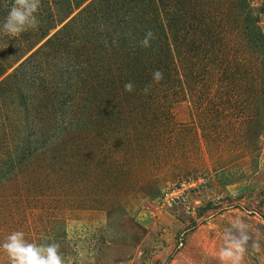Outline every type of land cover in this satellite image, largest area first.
Wrapping results in <instances>:
<instances>
[{"label":"rangeland","instance_id":"obj_1","mask_svg":"<svg viewBox=\"0 0 264 264\" xmlns=\"http://www.w3.org/2000/svg\"><path fill=\"white\" fill-rule=\"evenodd\" d=\"M36 16L0 31V245L264 264V0H40Z\"/></svg>","mask_w":264,"mask_h":264},{"label":"clouds","instance_id":"obj_2","mask_svg":"<svg viewBox=\"0 0 264 264\" xmlns=\"http://www.w3.org/2000/svg\"><path fill=\"white\" fill-rule=\"evenodd\" d=\"M40 7V0H13V4L7 13V16L0 22V31L10 35L17 36L20 33L27 31L29 28L37 27V12ZM154 39L152 31L145 33L144 39L140 42L142 47H150L151 40ZM153 80L159 82L163 79V73L156 70L152 74ZM134 85L128 82L124 85V90L131 93ZM145 94L148 92L146 87ZM239 231L238 238L229 242L226 249L222 250L220 257L227 262L232 259L234 253L240 254L244 252V244L248 239L244 231L245 225L242 222H237L234 225ZM11 257L13 264H63L62 258L58 253L57 246L54 244L48 245L46 248L25 243L23 233L15 232L7 237V242L0 245Z\"/></svg>","mask_w":264,"mask_h":264},{"label":"built area","instance_id":"obj_3","mask_svg":"<svg viewBox=\"0 0 264 264\" xmlns=\"http://www.w3.org/2000/svg\"><path fill=\"white\" fill-rule=\"evenodd\" d=\"M195 184H196L195 181H189L188 186L189 187L190 186H194ZM171 194H180V193L179 192H176V191H173V192H171ZM180 196H181V194H180ZM177 197H179V195Z\"/></svg>","mask_w":264,"mask_h":264},{"label":"trees","instance_id":"obj_4","mask_svg":"<svg viewBox=\"0 0 264 264\" xmlns=\"http://www.w3.org/2000/svg\"><path fill=\"white\" fill-rule=\"evenodd\" d=\"M179 33H180V32H179ZM35 198H39V197L36 195Z\"/></svg>","mask_w":264,"mask_h":264}]
</instances>
